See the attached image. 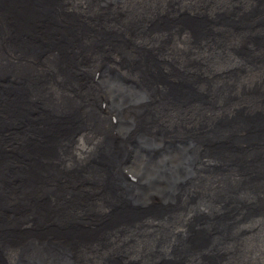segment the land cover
Instances as JSON below:
<instances>
[{
	"label": "water",
	"instance_id": "water-1",
	"mask_svg": "<svg viewBox=\"0 0 264 264\" xmlns=\"http://www.w3.org/2000/svg\"><path fill=\"white\" fill-rule=\"evenodd\" d=\"M61 5L55 14L39 0H0V43L8 41L7 48L0 51V264H57L61 256L81 263L84 259H78L77 248L85 238L94 253H107L101 257L102 264H147L144 258L150 254L142 248L137 250V257L127 262L123 259L133 253L142 234L135 217L153 206L162 209L166 204L172 208L175 200L149 185L153 178L146 177L135 164L141 150L142 127L129 118L125 121L121 110L134 107L137 117H142L144 111L148 113V109H139V102L147 100L145 95L138 92L123 96L108 84L120 76L112 62L113 38L106 41V37L114 35L118 52L126 55L123 46L132 41L133 36L127 35L133 34L132 22L124 25L122 14L117 18L105 14L109 20L105 26L90 23L76 29L66 22ZM244 7L241 0L224 1L220 22L233 31L239 30L240 40L248 41L250 46L249 38L259 31V25L264 26V14L260 7H250L251 20L242 15ZM91 14L89 20H94ZM71 16L82 18L76 13ZM205 17L198 19L199 26H211L214 17ZM171 32L163 34L164 46L173 42ZM203 34L207 40L209 29ZM98 35L103 39H97ZM237 46V52L249 49L243 48L240 41ZM8 48L15 49L14 53ZM188 48L194 58L198 49L193 45ZM18 54L22 60L16 62ZM206 62L186 66L194 69L195 77L185 84V90L197 97L205 94L198 84L208 67ZM187 73L185 69L183 82ZM118 81L122 88L135 83L127 76ZM249 86V94L264 100L263 81ZM98 112L103 123L98 121ZM159 116L156 114V122ZM189 131L185 135L191 139L194 133ZM168 136H163V142L158 136L145 138L148 147L141 151L157 158L178 142ZM195 141L200 144L194 146L191 142L185 150L191 158L202 157L208 146L204 136ZM223 149L225 144L219 148ZM214 152V156L223 155ZM171 158L166 156L162 165L173 164ZM191 158L183 162L189 164ZM95 177L97 180H89ZM191 178L184 173L168 192L182 191ZM71 181L76 184L70 186ZM92 185H99L98 191H90ZM154 197L160 201L158 204L150 203ZM120 249L122 253H118ZM151 251L159 256L155 264H166L167 250L159 252L156 247ZM92 260L93 255L87 262ZM172 260L173 264L185 262L178 253Z\"/></svg>",
	"mask_w": 264,
	"mask_h": 264
},
{
	"label": "bare ground",
	"instance_id": "bare-ground-1",
	"mask_svg": "<svg viewBox=\"0 0 264 264\" xmlns=\"http://www.w3.org/2000/svg\"><path fill=\"white\" fill-rule=\"evenodd\" d=\"M224 1L39 0L43 7L54 9L52 13L55 14L59 13L56 10L63 2L60 11L66 13L63 16L67 18L66 22L77 26L76 29H84L90 23L105 26L109 21L105 14L115 18L122 14L124 25L132 22L133 34H127L133 36L132 41L123 46L126 55L118 52L119 43L114 35L106 37V41L113 38L112 62L120 76L110 79L108 84L117 88L120 95L130 93L134 96L140 92L147 99L144 103L139 102L140 110L148 109V113L144 111L140 118L134 107L121 110L126 116L125 121L129 118L131 123L142 127L140 149L146 151L148 145L144 139L154 136L163 142V136L168 134L169 140L178 141L165 153L160 152L157 158L142 155L139 150L136 167L141 168L146 177L153 178L149 185L160 188L161 193L175 202L172 208L165 204L162 209L154 206L143 209L135 217L137 230L142 234L136 240L133 253L123 257L125 262L137 257V250L142 248L150 254L144 258L145 262L155 264L159 256L151 250L158 247L159 252H168L166 264H173L172 257L176 253L185 261L179 264H264V100L249 94V85L264 82V38H260L264 37V26L260 25L259 31L249 38V46L248 41L240 40L239 30L233 31L229 25L220 22L219 12ZM241 3L245 7H260L264 0H241ZM166 11L165 20L160 21L157 17ZM90 12L94 20H89ZM75 13L82 18H72L71 14ZM206 14L214 17L211 26H199L198 19H205ZM207 28L208 38L204 40L203 33ZM166 30L172 31L173 42L164 46L161 38ZM69 31L72 33L71 28ZM97 39L103 37L98 35ZM197 41L202 42L201 45ZM239 41L242 47L249 46V49L237 52ZM6 43H0V51L7 48ZM190 45L198 49L194 58L189 55ZM14 50L8 48L9 53ZM19 60L22 56L18 54L15 61ZM201 60L207 61L208 67L198 84V89L205 94L197 97L185 90V84L195 77L194 69L186 66L190 62L197 65ZM185 69L188 73L183 82ZM123 76L134 79L135 83L122 88L118 80L121 81ZM173 95L175 97L171 99ZM185 100L188 104L183 106ZM155 113L160 115L158 122ZM98 115V121L103 123V116L99 112ZM189 129L194 133L191 139L185 135ZM201 136L205 137L207 150L203 151L202 157L191 158L185 150L191 142L194 146L200 144L195 140ZM223 144L225 149L219 150ZM215 150L223 155L214 156ZM166 156L172 157L171 168L170 164L162 165ZM186 158H191V163H184ZM182 172L192 176L186 188L168 192L172 183L184 175ZM89 180L93 182L97 177ZM75 184L71 181L69 185ZM98 188L99 185H92L91 189L89 186L90 191H98ZM152 202L158 204L160 201L154 197ZM80 241L78 259L84 261L72 263L61 256L57 264L103 263L101 257L107 253H94L89 248V239ZM113 247L108 251L111 252ZM91 255L93 260L88 263Z\"/></svg>",
	"mask_w": 264,
	"mask_h": 264
},
{
	"label": "rangeland",
	"instance_id": "rangeland-1",
	"mask_svg": "<svg viewBox=\"0 0 264 264\" xmlns=\"http://www.w3.org/2000/svg\"><path fill=\"white\" fill-rule=\"evenodd\" d=\"M93 1V0H92ZM262 6H264V4L262 5ZM262 6H260L261 7V15H263L264 14V7H262ZM256 7H258V6H256ZM176 8V7H175ZM249 8V9H248ZM94 9V8H93ZM263 10V11H262ZM242 12V11H241ZM250 12V7H244V11H243V13H242V15H244L245 17L247 16V17H250V19H251V13H249ZM194 15H197V13L195 12V14ZM165 16H167V11L164 13V15L163 14H161V15H159L157 18H159V20L160 21H163V20H165ZM195 17H197V16H195ZM194 17V18H195ZM248 19V18H247ZM260 26V25H259ZM243 48H246L245 46H243ZM242 52H244V51H242ZM141 150H143V149H141ZM141 154L142 155H146L143 151H141ZM76 182V181H75ZM90 189H91V186H90Z\"/></svg>",
	"mask_w": 264,
	"mask_h": 264
}]
</instances>
